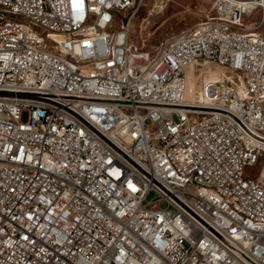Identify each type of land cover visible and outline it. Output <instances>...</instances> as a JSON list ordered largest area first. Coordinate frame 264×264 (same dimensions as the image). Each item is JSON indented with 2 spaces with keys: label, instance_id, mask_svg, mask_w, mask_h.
I'll return each mask as SVG.
<instances>
[{
  "label": "built area",
  "instance_id": "obj_1",
  "mask_svg": "<svg viewBox=\"0 0 264 264\" xmlns=\"http://www.w3.org/2000/svg\"><path fill=\"white\" fill-rule=\"evenodd\" d=\"M0 2L42 18L81 59L102 58L106 9L116 7L117 55L138 57L91 74L66 71L0 17V264H250L246 253L264 264V193L243 183L239 165L247 139L250 168L260 165L264 179V39L189 31L185 43H162L161 58L144 67V52L126 38L142 0ZM211 9L264 28V0H213ZM95 27L103 36L89 41ZM208 62L229 75L189 97L187 68ZM49 98H60L62 110ZM164 139L192 183L165 165ZM194 178L208 189H195ZM229 201L261 226L237 219Z\"/></svg>",
  "mask_w": 264,
  "mask_h": 264
},
{
  "label": "bare ground",
  "instance_id": "obj_2",
  "mask_svg": "<svg viewBox=\"0 0 264 264\" xmlns=\"http://www.w3.org/2000/svg\"><path fill=\"white\" fill-rule=\"evenodd\" d=\"M141 3L142 2L134 8L131 20L141 8ZM121 5L122 0H114V6ZM211 10L212 14L210 16L216 17V23H211V17H206L200 21V24L197 23L190 28L187 27V29L181 31L178 35L166 38L162 43H185V35H187L189 31L199 35L200 38L211 37L212 34H227V31H236V37L250 39L254 44H261V39H264V28H258L257 26L241 27L239 21H232L231 24L229 23V18L218 17L219 9ZM0 17L5 18V26L15 27L17 31L26 33V41H28L29 44H37V52L44 53L45 56L58 59L65 64L66 71L91 74V68L93 67H122L124 62L128 64H138V57L136 54L117 55L118 46L116 43H113V41H116L118 38V30L122 26V12H119L116 7H108L106 9V17L108 19L106 30L108 38L104 40L105 51L102 52V58L95 55H88L83 56V59H81L78 53H75L71 46H68L67 37L53 30L52 26H50L49 23H45L42 18H35V20H33L32 14L20 8H14L10 6L9 3L0 2ZM118 19H120V25H118ZM129 25L130 24L127 25L126 29L128 46H131L133 52H140V50L133 47L130 43ZM102 36V27H95L94 30L88 32L89 41H100ZM69 37L72 39H80V30H69ZM162 43L154 55L144 52V67H152L154 60H159L161 58ZM193 69L194 67L191 66L190 74H192ZM228 75V71L214 68V70L212 69L208 72L205 80H218L222 76ZM193 78L192 75L188 78L189 88L188 90L186 89V94L189 97H195L196 95V85ZM213 100H220V93H213ZM49 106H52L55 110H62V101L60 98H49ZM204 108H211V100H204ZM97 137H105V129H98ZM172 148H174V141H171V139H164L162 154L165 165L174 168L177 177L184 178V183H192L190 169L184 167L181 161H177V158H174ZM115 155H122V146H115ZM248 155V141L247 139H240L239 165L240 174L243 175V183L257 190H261V192L264 193V180L260 177L246 174L247 169L250 168ZM194 187L197 190H207L208 182L203 181L201 178H194ZM229 208L233 215L236 216L237 219L243 220L245 224L249 226H261L260 216L253 214L237 201H229ZM246 261H249L250 264H257V254L246 253Z\"/></svg>",
  "mask_w": 264,
  "mask_h": 264
},
{
  "label": "rangeland",
  "instance_id": "obj_3",
  "mask_svg": "<svg viewBox=\"0 0 264 264\" xmlns=\"http://www.w3.org/2000/svg\"><path fill=\"white\" fill-rule=\"evenodd\" d=\"M213 0H142L141 8L135 14L129 25V40L133 47L140 51L154 55L161 43L173 35L190 28L212 14ZM120 25V19H118ZM193 72L190 74V67ZM186 70L187 90L188 78L194 77L196 94L199 92L205 77L210 70H229L214 63L200 65L195 63ZM221 73V72H220ZM260 165L248 168L247 175L261 177ZM262 179V178H261ZM264 180V179H262Z\"/></svg>",
  "mask_w": 264,
  "mask_h": 264
}]
</instances>
